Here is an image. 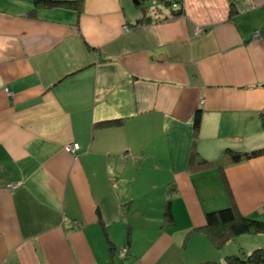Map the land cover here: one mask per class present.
I'll use <instances>...</instances> for the list:
<instances>
[{
	"label": "crops",
	"instance_id": "0c3cea01",
	"mask_svg": "<svg viewBox=\"0 0 264 264\" xmlns=\"http://www.w3.org/2000/svg\"><path fill=\"white\" fill-rule=\"evenodd\" d=\"M144 1L0 0V264L264 248V233L216 246L204 231L233 202L264 221V154L224 158L264 148V0Z\"/></svg>",
	"mask_w": 264,
	"mask_h": 264
},
{
	"label": "trees",
	"instance_id": "16d2710c",
	"mask_svg": "<svg viewBox=\"0 0 264 264\" xmlns=\"http://www.w3.org/2000/svg\"><path fill=\"white\" fill-rule=\"evenodd\" d=\"M81 0H35L36 7H55L65 5L78 9ZM166 4H180L182 0H160ZM264 35V33L262 34ZM198 124V118L196 119ZM196 124L197 128L198 125ZM264 154V148L252 150L250 152L227 149L224 158L229 163H237L243 159L260 156ZM208 162L200 160L196 166L207 165ZM223 174V173H222ZM167 221L174 220L170 206L165 211ZM206 234L212 239L216 246H223L231 238L244 233H264V221L253 219L240 213L233 202L229 207L209 212L207 214V224L204 227ZM224 264H264V248L257 247L248 254L228 255Z\"/></svg>",
	"mask_w": 264,
	"mask_h": 264
},
{
	"label": "built area",
	"instance_id": "2783aa9c",
	"mask_svg": "<svg viewBox=\"0 0 264 264\" xmlns=\"http://www.w3.org/2000/svg\"><path fill=\"white\" fill-rule=\"evenodd\" d=\"M80 148L79 144L76 143V142H73V143H70L68 146H67V150L72 152V153H75L78 149ZM17 185L16 184H11V187H16ZM126 250H123L121 252V255L124 257L126 256Z\"/></svg>",
	"mask_w": 264,
	"mask_h": 264
},
{
	"label": "rangeland",
	"instance_id": "374dc122",
	"mask_svg": "<svg viewBox=\"0 0 264 264\" xmlns=\"http://www.w3.org/2000/svg\"><path fill=\"white\" fill-rule=\"evenodd\" d=\"M141 10H146L147 8H151L152 7V3H151V1L150 0H145L142 4H141V6L139 5L138 6ZM238 253H241V252H238ZM250 253V252H249ZM242 254V253H241ZM231 255H233V254H231Z\"/></svg>",
	"mask_w": 264,
	"mask_h": 264
},
{
	"label": "water",
	"instance_id": "95a60500",
	"mask_svg": "<svg viewBox=\"0 0 264 264\" xmlns=\"http://www.w3.org/2000/svg\"><path fill=\"white\" fill-rule=\"evenodd\" d=\"M135 4H140V0H134Z\"/></svg>",
	"mask_w": 264,
	"mask_h": 264
}]
</instances>
